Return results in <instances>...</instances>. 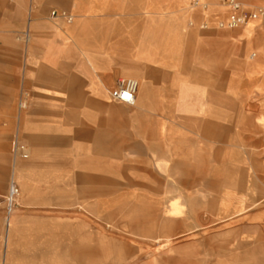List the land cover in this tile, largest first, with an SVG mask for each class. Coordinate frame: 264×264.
Returning <instances> with one entry per match:
<instances>
[{
	"label": "rangeland",
	"instance_id": "obj_1",
	"mask_svg": "<svg viewBox=\"0 0 264 264\" xmlns=\"http://www.w3.org/2000/svg\"><path fill=\"white\" fill-rule=\"evenodd\" d=\"M242 1L249 9L262 3ZM212 2L221 7L218 0H142L143 39L158 42L156 53L144 52L148 59L180 73L184 87L204 61L207 107L242 113L235 139L199 148L197 159L173 148L169 163H157L149 146H136L142 140L133 106L109 96L98 101L88 88L86 95L94 98L80 105L68 93H56L52 82L40 89L38 47L56 43V36L31 33L26 41L17 36L22 29L11 31L0 20V112L12 109L16 125L23 100L27 110L41 106L47 112L37 120L41 134L65 137L44 148L34 145L43 148L37 155L46 162L23 176L26 192L16 166L34 154L12 157L9 151L0 175V264L6 253L11 264H264V69L246 66L261 59L264 39H248L245 25L220 27L228 15ZM51 11L42 21L70 24ZM150 15L157 20H146ZM256 24L264 33L261 20ZM227 33L233 36L225 38ZM75 70L62 68L66 85ZM38 92L48 98H34ZM78 129H87L89 137L76 135ZM20 136L25 139L22 131ZM82 174L93 180L80 179ZM14 178L21 195L10 225L7 195Z\"/></svg>",
	"mask_w": 264,
	"mask_h": 264
},
{
	"label": "crops",
	"instance_id": "obj_2",
	"mask_svg": "<svg viewBox=\"0 0 264 264\" xmlns=\"http://www.w3.org/2000/svg\"><path fill=\"white\" fill-rule=\"evenodd\" d=\"M201 2L202 6H205L204 9H210L206 1ZM212 3L213 8L227 13L226 7ZM50 9L67 11L74 16V20L66 27H52L42 21ZM26 15L28 22L25 29L23 25ZM157 16L150 15L145 19L157 20ZM1 19L2 24L11 31L22 29L17 36L27 35L26 41L30 39L31 33L42 35L51 32L56 36V43L38 47L43 52L38 56L37 63L40 89L52 82L56 93H68L77 105L94 98L86 95L87 88L97 96L98 101L109 96L115 102H119L111 95L118 81L122 78H135L138 81L136 101L130 106L134 107L135 129L137 136L142 140L141 146L138 145V141L136 146H149L152 156H156L157 163H169L168 157L173 148L180 149L178 152L181 157L188 155L189 158L197 159L200 157L199 148L223 147L224 139L236 138L233 131L238 127V116L242 113L235 107H207L204 61L198 65V74L191 75L187 80L189 86L184 87L180 73L170 70L168 65L166 69L160 68L157 66L158 60L148 59L144 52L156 53L158 42L157 38L152 39L150 43L143 39L142 0H0ZM256 23L253 27L243 28L244 35L252 41L264 39V33ZM261 25L264 28L263 21ZM155 32L157 33V27ZM230 34L227 33L224 37H230L232 35ZM255 57L251 56L252 59ZM1 66L3 67L4 63L0 61ZM246 66L252 72L264 69V50H261L260 60L252 64L247 63ZM63 67L76 69L75 73L70 74L72 83L67 85L65 84L67 75L63 73ZM128 74L132 76H126ZM184 90L185 93L188 92L186 95ZM45 95L38 92L34 98L42 101L48 98ZM57 98L55 96V99ZM100 104L102 106L103 103ZM26 108L27 101L23 100L19 106L16 125L12 109L8 107L5 113L0 112V175L7 171L9 151L14 157L11 143L15 135L26 145L27 158L34 154L32 159L16 166V176L24 192L27 191V185L23 183V176L29 177L46 162L45 159L38 157L43 148L47 147L46 144L53 140L60 142L65 140L62 135L54 138L41 134L42 130L37 120L39 116L46 115L45 108L41 106L29 110ZM55 114L59 115L58 112ZM212 116L214 118H208ZM154 127L157 128L156 132ZM20 131L23 132L25 139L20 136ZM229 131L231 133L228 135ZM75 133L86 139L89 137L87 129H78ZM144 140L146 142L143 143ZM37 142H41L43 148L34 147ZM58 153L64 155L62 151ZM59 158L61 161L67 160ZM79 178L93 180V177L87 174H82ZM12 211L13 208L8 217L10 225L14 217ZM72 226L73 224L70 225ZM8 240L7 232L6 243ZM47 250L45 248L44 252ZM39 263L41 261L38 260L33 264ZM3 264H11L7 253L3 258Z\"/></svg>",
	"mask_w": 264,
	"mask_h": 264
},
{
	"label": "built area",
	"instance_id": "obj_3",
	"mask_svg": "<svg viewBox=\"0 0 264 264\" xmlns=\"http://www.w3.org/2000/svg\"><path fill=\"white\" fill-rule=\"evenodd\" d=\"M220 4L227 9L228 19L226 22L220 23V27H227L230 29H237L249 22L250 20H261L264 22V1L256 8L249 9L246 8L241 0H218ZM197 4V2H196ZM53 17H59L64 19L67 23H71L74 20V16L67 11H58L53 9L51 11ZM24 35L20 37L26 40ZM257 54L252 53V57ZM138 89V81L135 78L128 77L122 78L118 81L116 89L111 92L112 97L121 103L128 105H133L136 101V91ZM11 151L14 156H19L22 158H27V148L26 145L19 139L17 135L14 136L11 143ZM20 191L19 187L14 181L11 180L9 185V191L7 195V207L10 212L11 209L16 205V198L18 197Z\"/></svg>",
	"mask_w": 264,
	"mask_h": 264
},
{
	"label": "bare ground",
	"instance_id": "obj_4",
	"mask_svg": "<svg viewBox=\"0 0 264 264\" xmlns=\"http://www.w3.org/2000/svg\"><path fill=\"white\" fill-rule=\"evenodd\" d=\"M258 21L259 20H250L249 22H247V24H245V26H251V27H253L255 25V23L258 22ZM14 181H15V178H14ZM18 196H20V193H19Z\"/></svg>",
	"mask_w": 264,
	"mask_h": 264
}]
</instances>
